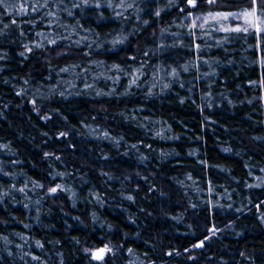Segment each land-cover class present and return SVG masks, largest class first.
I'll list each match as a JSON object with an SVG mask.
<instances>
[{
	"label": "trees",
	"instance_id": "1",
	"mask_svg": "<svg viewBox=\"0 0 264 264\" xmlns=\"http://www.w3.org/2000/svg\"><path fill=\"white\" fill-rule=\"evenodd\" d=\"M52 1L0 4V264H264V34L215 17L251 0Z\"/></svg>",
	"mask_w": 264,
	"mask_h": 264
},
{
	"label": "rangeland",
	"instance_id": "2",
	"mask_svg": "<svg viewBox=\"0 0 264 264\" xmlns=\"http://www.w3.org/2000/svg\"><path fill=\"white\" fill-rule=\"evenodd\" d=\"M25 3L22 5V7L23 8H26V9H30V8H32L33 9V7L34 6H31L30 8L28 7L29 6V4H28V2H30V1H33V0H23ZM42 1V3L39 5V7L38 6H36L35 7V9H33L35 12H37L40 8H45V7H48V6H50V5H54V4H52L53 3V1L51 0V3L50 4H47L45 1L46 0H41ZM37 2H39V0L37 1ZM118 3H120L119 1H118ZM232 13H239V12H232ZM39 14H40V18H41V20H42V23H41V26H45V20H43V13L40 11L39 12ZM226 14H230V13H219V15H215V17H216V19L217 18H221V20H224V24L225 25H227L228 27H230V28H237V27H244V26H248L249 24H245V22H244V18H243V16H239V17H235V16H228V18H225V15ZM208 19H214V17L213 16H200V17H195V15H190V17L189 18H187V19H184V22H185V24H187V26L188 27H191V28H199V29H201V28H205L206 27V24H207V21H208ZM261 20V19H260ZM29 24V23H28ZM30 26V25H29ZM252 26H254V28H255V24H253ZM260 27L262 28V29H264V23H260ZM39 30H37V31H32V34H34L33 35V38H36V39H38V38H44V39H48V37H50L51 36V38H52V36L53 35H57V34H53V33H51L50 32V30H49V32H47V31H44L43 29H41V27L40 28H38ZM29 30V29H28ZM59 32H61V31H59ZM62 33L64 34V35H67L68 36V30H63L62 31ZM80 36V39L79 40H84V41H88V45L90 46L91 44H92V40L94 39V35H93V32H92V30L91 31H85V30H82L81 32L80 31H78V34H77V37H79ZM79 40H77V42L79 41ZM28 44V43H27ZM29 45V44H28ZM92 47V46H91ZM88 59H91V60H93V62H95L96 63V61H99V59H97V58H95V57H89ZM91 61L89 60V61H87V60H85V63H87V64H90V65H92L91 63H90ZM95 63H93V64H95ZM101 63V62H100ZM138 65V64H137ZM91 67V69H94L93 68V66H90ZM94 67H96V66H94ZM60 70H62V71H67V73H69L70 75L73 73V72H75V74L77 75V79L79 80V76L81 77V76H83L82 77V80L80 81V83H89L90 85H91V87L93 88V89H97V87L96 86H98V87H101V85H97V82H96V80L95 79H97L98 81L100 80V79H104V77H102V76H104V75H95L94 74V70L93 71H91V70H86V72H87V74H85V71L84 70H82V69H77V68H69V69H65V68H61ZM78 71H80L81 72V74H78ZM73 75V74H72ZM86 76H89L91 79H89V78H87ZM117 83H118V80L116 79V82H115V86L117 85ZM149 83V82H148ZM100 84H102V85H107L108 83L107 82H101ZM81 85V84H80ZM143 84H142V80H139L138 81V83H137V87H140V86H142ZM145 85H147V84H145ZM108 87L110 88V89H112V87H110V84L108 85ZM34 89V88H33ZM20 90H22V92L23 93H26V94H28L29 92H26L25 91V88H23V85H22V87L19 89V90H17V91H20ZM60 90H61V93H62V87H60ZM29 91L31 92L30 94H33V96H35V97H37L38 95L37 94H40V95H46V94H48L49 92H50V90H44L43 92H39V90H36L35 91V89L34 90H32V89H29ZM32 92H34V93H32ZM35 93H37V94H35ZM46 93V94H45ZM30 94H29V96H30ZM59 95V94H58ZM263 98V94H261V99ZM95 135H99L98 134V131L97 130H92V136H95ZM144 147H146V145H143ZM53 188H55L56 189V187H49L48 188V190H46V192L49 194V195H53V194H55V192H53V191H51ZM111 200H112V198H110ZM197 242H200L201 243V241H197ZM197 242H195L194 243V245L196 246V243ZM200 246V245H199ZM101 249H106L105 247H100V248H98V249H95L94 251H93V253H97V254H99L100 253V250ZM106 251H107V249L103 252V255H102V259H103V257H104V255H105V253H106ZM93 253H92V259H93V261H97L99 264H101L102 262H100L102 259H95L94 258V256H93ZM146 264H151V263H146Z\"/></svg>",
	"mask_w": 264,
	"mask_h": 264
},
{
	"label": "snow or ice",
	"instance_id": "3",
	"mask_svg": "<svg viewBox=\"0 0 264 264\" xmlns=\"http://www.w3.org/2000/svg\"><path fill=\"white\" fill-rule=\"evenodd\" d=\"M3 2H4V0H0V4H2ZM215 2H216V0H209V3H215ZM188 3L190 5H194L195 4V0H188ZM257 4H258V0H251L252 7H251L250 10H246V11H244L242 13L226 14L225 18H228V16H235V17L243 16L245 24H249V25L255 24L256 32L258 34H264V29H262L260 27V23H264V20H260V17L264 16V0H259V5H260V7H259V13H260L259 16L257 15ZM233 31H237V32L245 31V32H247L248 28L237 27V28H234ZM51 191L55 192L56 189L53 188ZM105 250L106 249H101L99 254L93 253L94 258L95 259H102V255H103V252Z\"/></svg>",
	"mask_w": 264,
	"mask_h": 264
},
{
	"label": "water",
	"instance_id": "4",
	"mask_svg": "<svg viewBox=\"0 0 264 264\" xmlns=\"http://www.w3.org/2000/svg\"><path fill=\"white\" fill-rule=\"evenodd\" d=\"M200 244H201L200 242H197V243H196V246H198V245H200Z\"/></svg>",
	"mask_w": 264,
	"mask_h": 264
}]
</instances>
